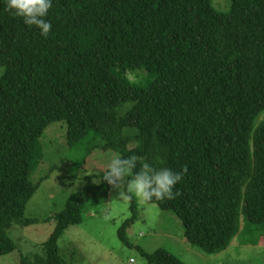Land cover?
<instances>
[{"label": "trees", "instance_id": "trees-1", "mask_svg": "<svg viewBox=\"0 0 264 264\" xmlns=\"http://www.w3.org/2000/svg\"><path fill=\"white\" fill-rule=\"evenodd\" d=\"M212 1L53 0L44 38L0 0V256L16 248L12 225L33 221L23 218L38 186L29 177L56 122L70 148L89 140L138 165L186 169L176 199L150 204L172 212L205 253L264 234V0H230L227 12ZM126 71H141L142 82ZM103 174L67 199L44 254L19 264H66L57 242L82 222L86 203L109 192ZM125 190L134 216L118 236L127 243L137 206ZM142 256L184 264L162 249Z\"/></svg>", "mask_w": 264, "mask_h": 264}, {"label": "rangeland", "instance_id": "rangeland-1", "mask_svg": "<svg viewBox=\"0 0 264 264\" xmlns=\"http://www.w3.org/2000/svg\"><path fill=\"white\" fill-rule=\"evenodd\" d=\"M212 4L222 12L230 8V0H213ZM2 73L0 69V77ZM125 76L133 83L144 78L141 71H126ZM66 131L64 122L52 123L39 139L43 158L29 177L38 186L23 215L24 219L33 221L28 226L12 225L8 235L16 248L0 256V264H19L21 257L32 259L43 255V244L53 232L67 199L83 191L87 184L98 185L100 175L117 154L102 152L86 143L89 140L70 148L66 145ZM85 177L90 179L86 181ZM125 188H128L126 183L111 186L106 195L90 200L83 208L82 222L63 232L57 246L66 264H130V260L133 264H149L142 252L151 254L159 249L184 264H264V234L254 231L238 234L226 251L209 255L186 241L182 223L172 212L143 203L132 192L137 209L126 231L127 243L123 242L118 229L134 216L131 197ZM243 223L241 216V226ZM254 241L258 245L251 243Z\"/></svg>", "mask_w": 264, "mask_h": 264}, {"label": "clouds", "instance_id": "clouds-1", "mask_svg": "<svg viewBox=\"0 0 264 264\" xmlns=\"http://www.w3.org/2000/svg\"><path fill=\"white\" fill-rule=\"evenodd\" d=\"M7 11L23 23L34 26L42 37L51 32V22L46 19L53 7V0H6ZM186 169L174 171L168 167H155L149 162L138 165L135 155L123 157L116 154L111 158L102 181L116 186L126 183L128 189L143 203L168 200L180 195L177 185L182 181Z\"/></svg>", "mask_w": 264, "mask_h": 264}, {"label": "built area", "instance_id": "built-area-1", "mask_svg": "<svg viewBox=\"0 0 264 264\" xmlns=\"http://www.w3.org/2000/svg\"><path fill=\"white\" fill-rule=\"evenodd\" d=\"M130 264H133V260H130Z\"/></svg>", "mask_w": 264, "mask_h": 264}]
</instances>
